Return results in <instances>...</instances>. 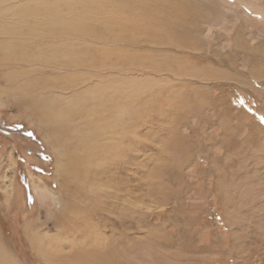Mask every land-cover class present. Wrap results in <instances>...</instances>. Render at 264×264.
<instances>
[{"label": "rangeland", "instance_id": "374dc122", "mask_svg": "<svg viewBox=\"0 0 264 264\" xmlns=\"http://www.w3.org/2000/svg\"><path fill=\"white\" fill-rule=\"evenodd\" d=\"M70 1L60 20L83 22L44 34L47 62L12 71L0 57V238L20 264H75L81 252L93 264L100 251V264H264V0H168L180 7L158 13L178 21L150 31L137 9L107 21V4L85 22L82 1ZM117 34L100 47L115 50L107 59L119 72L96 52ZM62 84L82 91L62 98ZM95 100L107 121L115 111L105 126L119 146L102 139L104 157L91 156L96 184L66 176L61 187L60 154H79L86 131L73 118L69 141L55 145L34 112Z\"/></svg>", "mask_w": 264, "mask_h": 264}, {"label": "bare ground", "instance_id": "6f19581e", "mask_svg": "<svg viewBox=\"0 0 264 264\" xmlns=\"http://www.w3.org/2000/svg\"><path fill=\"white\" fill-rule=\"evenodd\" d=\"M49 1H51V3ZM79 1H82V11L89 12L87 13L88 17L85 18L86 20L85 22H88L89 20H91L92 16L95 13H97V16L99 18H101V15L99 14L98 11H101L103 9L102 8L103 5L109 4L108 11L103 10L104 12L103 15H106L105 17L107 18V21L108 20L112 21L111 19L114 20L116 18L122 19L123 14L137 9V12L139 13L140 11L141 13L140 14L141 17L139 18L140 19L142 18L141 20H144L145 18H147L148 21L144 25H140V24H136V25L138 28H141V29L143 28L142 30H147V31H150L153 29L163 30L161 28V25H163L164 22H167V21L175 22L176 19L171 20L172 18L171 19L168 18L167 15L164 16V15H161V13H158L159 9L164 8V6L167 7L166 9H168V7L170 9H174V8L178 9L180 7L179 4L170 2L168 0L167 1L165 0H102V2L98 1L97 4L90 3L88 4L89 8H86L87 0H79ZM65 8L68 11H72L73 2L70 0H0V57L2 58V60L10 64L11 63L14 64L15 69L13 68L14 70L12 71L19 69L18 67H20V65L23 63L26 64V67H27L30 64L29 61H33L35 63L38 62V64L42 60L47 62L48 60L47 55L50 51L51 43H50V40H43V36L46 32H51L50 28L54 26L55 22H58V25L60 27L63 26L65 28H67V26H69V28H72L74 23L83 22V19L79 17L73 18L70 20L66 19L64 21H61L60 20V17H61L60 9H65ZM142 10L143 11L148 10V15H142V12H143ZM152 12H154L155 14H152ZM163 13L164 12H162V14ZM126 16H129V15L127 14ZM133 16L134 15H132V18ZM57 18H59V20H57ZM126 18L129 19L130 16ZM178 19L176 21H178ZM136 20L138 19H134V21ZM27 36L30 37L29 39L33 38L34 40H19L21 37H27ZM119 38H120V35L117 34L111 37V39L113 40H100L99 45L96 48L97 50L96 52H99L101 45H104L106 42H110V41L114 42L115 40ZM47 47H48V50L44 51L45 48ZM103 47L101 49L103 51V56H106V58L103 59L105 61L106 66L111 70L119 69L114 64L112 65L108 64L109 61L107 58H111L115 50H113V48L105 49ZM26 56L30 59H28ZM66 56L67 55L65 54V57ZM105 64L102 63L101 65H105ZM106 66L104 68H106ZM38 68L39 67H34L31 70L26 69L25 71L28 73L30 72L36 73V72H33V70H37ZM115 72H119V70H115ZM13 73L14 72L8 73L7 78L5 79L11 81L13 79L12 78L14 75ZM24 81L27 83L28 80H24ZM60 86H62V90L68 93V94H65V93L60 92V94L62 95V98L70 97L71 100H74L77 94L80 91H82L70 84H64V85L62 84ZM95 101L97 102L94 103L93 109H90L87 101H84L82 104L74 103L71 105V107L58 111L57 114H54L55 105L53 103L47 104L44 110H38L34 112V114L36 115V118H35L36 121L40 122L42 125L43 123H46L47 130L49 131L47 135H49L50 139L52 138L53 143L55 145L58 142L67 143V141H69L70 137L66 136V131L70 128V125L68 123L69 122L71 123L73 118L76 119V125H80L81 128L85 129L86 131L85 134L79 135L80 136L79 140L81 141V143H83V146H82L83 150L79 154H77L76 156H75L76 153H72L71 155L67 153L60 154V159L58 161V167H57L56 174L58 178L60 179L59 185L61 187H62V177H66V176H72L73 178H75V176L77 177L81 176L83 177V179L90 180L92 181V183L96 184V182L98 181L94 180L93 177L90 175V173L85 172L89 170V168H91L92 165L96 162L95 160H92L91 162H89L91 160V156L97 157V158L104 157V154H105L104 150H105L106 145L100 146V144H102L101 143L102 139H104L106 143L113 142V144H115L117 147L119 146L117 139H116L114 124L109 126V130L107 132H106V129L108 128H106L105 126L107 125L106 122L113 121L112 119H114L115 111L114 110L109 111L111 119L107 121L106 120V118L108 117L107 113L104 115L101 113V109H102V106L100 103L101 100H95ZM96 103H98L99 106L97 105L96 107L95 105ZM62 124H64L65 127ZM88 139L92 143L88 144L87 142ZM74 157H75V161L77 163H80V166H82L77 169V171L78 170L81 171V173H77V175H76V172L73 170ZM6 163L8 164L6 165V169H9L14 165V162L11 158L10 153L6 156ZM80 169H83V170H80ZM5 172H8V171L6 170ZM5 172L2 175L1 188L3 189L6 197L9 198L13 191L12 180H11V177H8V175L5 174ZM96 174L102 175L101 173H98V172ZM59 201H62V200H59ZM73 208L74 206H72L71 209ZM72 213L78 215L77 211H72ZM27 226L30 229L32 228L30 223H28L26 227ZM76 226L79 227V225H76ZM66 227H67L66 220L62 221L61 223L59 221V226L57 227L59 231L58 233L61 234V232ZM31 230H34V229H31ZM38 233L36 235H39ZM36 235L31 236V237L37 238ZM36 252L38 251L36 250ZM13 253L8 248L6 243L2 240V238H0V264H20L19 260L16 258V256ZM41 253H45V251H42ZM91 254H92V259H90V261L93 264H94V261L100 264L98 260L102 259V254H103L102 251L95 252V253L91 252ZM76 255L78 254L75 252L73 253L71 252L70 254L65 255V257H74ZM85 255H86L85 252L79 253L78 260L74 261L75 264H85L83 262ZM40 258L45 260L48 257H45L44 255H42ZM61 259L62 257L58 255L56 258L52 257L51 260H53V262H55L56 264H60ZM86 260H88L87 264H90L88 255H87ZM101 264H111V261L109 262L106 261Z\"/></svg>", "mask_w": 264, "mask_h": 264}]
</instances>
